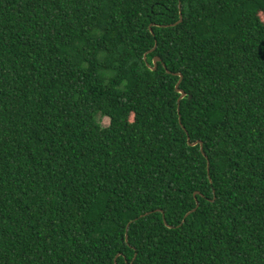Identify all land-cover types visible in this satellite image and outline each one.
<instances>
[{"label": "trees", "instance_id": "trees-1", "mask_svg": "<svg viewBox=\"0 0 264 264\" xmlns=\"http://www.w3.org/2000/svg\"><path fill=\"white\" fill-rule=\"evenodd\" d=\"M0 264H264V0H0Z\"/></svg>", "mask_w": 264, "mask_h": 264}, {"label": "water", "instance_id": "water-1", "mask_svg": "<svg viewBox=\"0 0 264 264\" xmlns=\"http://www.w3.org/2000/svg\"><path fill=\"white\" fill-rule=\"evenodd\" d=\"M182 21V19H181V17H180V20H179V22H177V23H180ZM176 23V24H177ZM176 24H174V25H171V26H175ZM170 26V27H171ZM146 58V56H144V59ZM160 59L159 58H154L153 59V67L151 68V70L152 71H154L155 69H156V66H157V62L159 61ZM179 75V77H180V80H179V82L181 81V75L180 74H178ZM179 82L177 83V85H176V91L180 94V97H179V99H178V101H180L181 99H183V98H185L186 97V94L182 91V90H179L178 89V85H179ZM191 97L189 96L188 97V99H190ZM197 144H200V149H201V151H202V143L201 142H194V143H189V145L191 146V147H194V146H196ZM195 196H196V194H195ZM197 206H198V203H197ZM196 209H193L192 211H190L189 213H187L186 214V216L185 217H187L189 214H191L192 212H194ZM165 222V221H164Z\"/></svg>", "mask_w": 264, "mask_h": 264}, {"label": "rangeland", "instance_id": "rangeland-1", "mask_svg": "<svg viewBox=\"0 0 264 264\" xmlns=\"http://www.w3.org/2000/svg\"><path fill=\"white\" fill-rule=\"evenodd\" d=\"M108 120L105 118V119H102V124L104 125V126H106V125H108Z\"/></svg>", "mask_w": 264, "mask_h": 264}]
</instances>
